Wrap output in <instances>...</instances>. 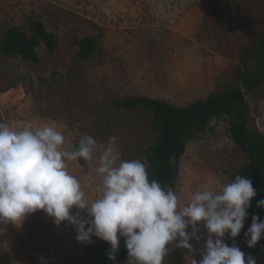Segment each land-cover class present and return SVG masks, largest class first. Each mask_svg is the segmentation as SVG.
Wrapping results in <instances>:
<instances>
[{"label": "rangeland", "instance_id": "rangeland-1", "mask_svg": "<svg viewBox=\"0 0 264 264\" xmlns=\"http://www.w3.org/2000/svg\"><path fill=\"white\" fill-rule=\"evenodd\" d=\"M33 19L59 34L52 53L40 47L39 64L1 50L5 30L17 26L28 31ZM261 33L264 0H0V123L17 130L54 125L69 150L85 134L98 143L115 135L120 159L147 165L146 148L155 139L153 112L120 109L116 101L147 96L184 106L235 85L236 69L253 66L247 53ZM86 35L97 37L98 50L92 58L80 59L75 39ZM248 100L250 125L264 131V87L248 94ZM248 160L246 147L231 136V116L213 118L174 157L177 177L170 186L178 208L205 187L218 190V185L231 182ZM67 163L86 197L96 198L99 153L90 162L81 158ZM247 211L240 234L231 238L226 233L223 239L264 264V238L255 247L247 246L250 207ZM197 226L200 239L189 241L192 250L174 241L163 264L202 259L208 233L203 222ZM76 235L72 224L57 225L43 210L27 215L20 225L0 224V264H91L106 241L93 236L91 243H81Z\"/></svg>", "mask_w": 264, "mask_h": 264}, {"label": "clouds", "instance_id": "clouds-1", "mask_svg": "<svg viewBox=\"0 0 264 264\" xmlns=\"http://www.w3.org/2000/svg\"><path fill=\"white\" fill-rule=\"evenodd\" d=\"M64 145L65 136L54 125L17 130L0 123V224L20 225L27 215L43 210L57 225L72 224L81 243H91L93 236L108 242L109 260L116 261L122 237L127 264H163L168 245L174 241L192 250L189 241L200 239L197 225L203 222L208 238L202 259H192L191 264H257L251 254L246 258L238 245L223 239L226 233L237 237L244 227L247 209L256 196L250 179L236 175L231 182L218 185V190L205 187L178 208L173 187L165 189L159 181L150 180L145 162L120 159L117 136L98 143L85 134L74 150ZM97 153L99 195L90 201L67 162L81 158L90 162ZM257 206L264 208V199ZM73 207L78 210L75 214ZM245 236L247 246L255 247L264 238V220L253 215Z\"/></svg>", "mask_w": 264, "mask_h": 264}, {"label": "trees", "instance_id": "trees-1", "mask_svg": "<svg viewBox=\"0 0 264 264\" xmlns=\"http://www.w3.org/2000/svg\"><path fill=\"white\" fill-rule=\"evenodd\" d=\"M75 42L80 46V59L92 58L98 50L95 35L76 38ZM58 44L59 34L48 30L39 19L30 21L28 31L12 26L1 36V50L6 55L20 56L36 64L41 63L39 49L42 45L52 53ZM248 56L254 59V64L250 68L236 69L237 84L214 91L188 105L179 106L159 98L138 96L119 98L116 106L120 109L144 107L153 112L151 124L155 139L146 148L147 171L149 179L159 181L165 189L177 177L174 157L186 139L193 133L205 131L213 118L223 114L231 116V136L246 147L249 155V160L236 169L231 179L241 175L252 181L256 190V196L251 199L250 206L252 223L253 215H258L264 220V208L257 206V201L264 199V131L250 125L251 105L248 94L264 87V33L257 36L254 47L247 53V58ZM108 251L110 244L105 242L93 255L91 264H119L128 259L122 237L115 262L108 259Z\"/></svg>", "mask_w": 264, "mask_h": 264}]
</instances>
